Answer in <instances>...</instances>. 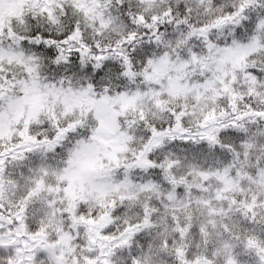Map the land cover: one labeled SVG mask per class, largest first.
<instances>
[{"label": "snow or ice", "instance_id": "6c2138e0", "mask_svg": "<svg viewBox=\"0 0 264 264\" xmlns=\"http://www.w3.org/2000/svg\"><path fill=\"white\" fill-rule=\"evenodd\" d=\"M0 264H264V0H0Z\"/></svg>", "mask_w": 264, "mask_h": 264}]
</instances>
